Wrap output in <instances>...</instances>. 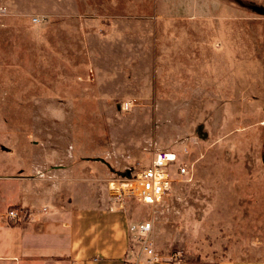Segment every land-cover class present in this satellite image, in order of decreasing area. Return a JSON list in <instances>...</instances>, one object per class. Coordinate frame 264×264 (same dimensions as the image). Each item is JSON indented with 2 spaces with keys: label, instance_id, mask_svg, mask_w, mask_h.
Wrapping results in <instances>:
<instances>
[{
  "label": "rangeland",
  "instance_id": "rangeland-1",
  "mask_svg": "<svg viewBox=\"0 0 264 264\" xmlns=\"http://www.w3.org/2000/svg\"><path fill=\"white\" fill-rule=\"evenodd\" d=\"M160 151L189 176L155 206L116 193ZM19 174L118 215L132 261L150 220L157 262H264V0H0V175Z\"/></svg>",
  "mask_w": 264,
  "mask_h": 264
},
{
  "label": "crops",
  "instance_id": "crops-1",
  "mask_svg": "<svg viewBox=\"0 0 264 264\" xmlns=\"http://www.w3.org/2000/svg\"><path fill=\"white\" fill-rule=\"evenodd\" d=\"M41 180L23 174L0 175V264H94L92 260L98 257L107 260L106 264H123L126 257L131 258L129 231L118 215L65 208L56 200L53 187ZM12 208L29 209L32 215L28 221L13 224L7 218ZM105 237L106 246L97 245ZM66 241L68 247L56 248ZM216 264L264 262L225 260Z\"/></svg>",
  "mask_w": 264,
  "mask_h": 264
},
{
  "label": "built area",
  "instance_id": "built-area-1",
  "mask_svg": "<svg viewBox=\"0 0 264 264\" xmlns=\"http://www.w3.org/2000/svg\"><path fill=\"white\" fill-rule=\"evenodd\" d=\"M189 176V170L177 158V155L167 151L157 152L151 163L140 169L133 183L125 182L120 189L114 190L119 195L129 191L134 193L137 198L142 199L145 204L155 206L170 194L175 183L182 182ZM31 211L22 208H12L7 211V218L13 224H21L30 219ZM153 221H141L131 226V232L137 233V245L142 255L148 256L150 263L159 261V257L154 251L150 240L153 231ZM142 255L131 259H125L124 264H139Z\"/></svg>",
  "mask_w": 264,
  "mask_h": 264
}]
</instances>
